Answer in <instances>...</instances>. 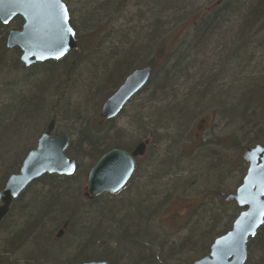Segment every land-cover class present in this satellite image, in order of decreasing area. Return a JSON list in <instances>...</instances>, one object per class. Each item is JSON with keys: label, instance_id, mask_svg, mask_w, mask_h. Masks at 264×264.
Segmentation results:
<instances>
[{"label": "trees", "instance_id": "1", "mask_svg": "<svg viewBox=\"0 0 264 264\" xmlns=\"http://www.w3.org/2000/svg\"><path fill=\"white\" fill-rule=\"evenodd\" d=\"M131 1L135 4L136 14L134 11L129 12L128 10ZM85 2V0H78L77 5H80L83 11L80 18L74 19V11L68 7L70 25L76 33V49L66 57L78 55V58H80L84 56L83 52L86 47H83V41L81 44L79 28H89L90 25H94L92 24L94 22L95 29L97 27L102 30L99 33L93 31L96 39L93 42L88 41L92 45L90 49L93 51L89 53L95 55L91 58L95 57L96 62L102 63L100 75L96 66H94V71L91 69L92 72L98 73L97 80L94 82L97 85L111 83L125 70H129L143 53L152 49L155 50L158 27L156 28L154 24L149 25L147 29L151 31L144 33L142 29L131 27L132 23L141 22L145 16L155 15L156 17L167 12H175L178 6L174 0H87ZM115 6L118 7V10H115ZM124 10H127L130 15H121V17L114 18L113 12L117 15ZM141 10H143L142 13ZM84 11L88 12L84 13ZM109 13H112L111 17ZM263 14L264 0H223L222 4H219L218 7L208 13L201 14L191 24L192 33L188 35L190 41L187 44L186 41L181 43V39H178L172 46L173 50L170 49L167 54H164L161 46L157 47L158 60L162 64L169 63L171 59L175 60V65L171 66V70L176 71L182 68L181 63L188 58L191 51L193 53L203 42L209 40L212 30L218 29L219 32L221 28L230 23H234L233 28L238 24L241 29L239 31L241 38L238 39L237 43L230 44L234 48V52L231 51V48L225 53L227 49L223 45L222 50L218 52L219 54L217 53L218 63L216 68H213L206 76L202 77L200 79L202 80L201 83L194 84L189 89L186 88L187 93L182 95L181 102L176 101L177 103L173 106L162 108L163 111L159 110L158 113H152L148 120L149 122L153 120V122L148 123L150 125H163L166 129L170 127L178 132L186 123L187 125L190 123V120L196 116V111L202 110L205 107L204 105H207L206 107L210 111L207 109L206 112H211L213 117L228 120L236 126L233 127L234 131L230 132L233 134V138L228 137V135L229 140L213 139V141L215 140L213 144L221 151H226L230 147L236 148L241 153L243 150L240 147L239 136L241 134L245 138L253 136L248 143V148L259 144L263 145L264 46L260 47L262 52L259 54L254 52L252 56H249L246 53L248 52L247 44L250 46L251 43L248 38L253 36L251 30L253 23L260 20L259 18ZM120 19L123 20L125 24L123 28L125 29H119L113 33L111 29L108 31L111 21L119 22ZM20 21L18 19V22H13L11 30L15 31L20 28ZM9 28L0 23V190L3 188L6 179L18 172L19 167L15 170L14 167L20 161L25 141L33 140L35 132L38 131V126L48 117V114L50 120L53 114L57 117L60 115L59 102H56L50 108L44 101L43 96L53 88V82L60 75L58 69L63 67L64 63L63 61H47L37 64L28 68L30 70L25 76H21V70L25 72L26 68L19 62L20 52L17 49L8 50L5 46L6 33L10 30ZM245 32L247 33L245 34ZM93 33L91 31L89 34ZM99 37H101L100 40ZM130 37L134 39L145 37L144 39L150 41V43L148 46L138 47V42H136V46L132 44L130 49H126ZM242 39L244 41H240ZM105 41H110L111 47H114L112 42H115V44H118V48H111L109 51L102 50ZM218 44H220L219 41ZM98 47H100V50H98ZM218 48L220 49V46ZM78 58L76 59L78 60ZM250 62L253 64L252 70H250L252 73L248 75L249 66L244 64H250ZM146 65L152 68V74L146 87L139 94L147 91L148 86L153 84L155 89L150 93V98H154L156 92H163L164 89L170 88L169 79L165 76L160 79L161 82H157L153 78L155 74H153V71L156 70L155 61H151ZM90 66L92 65L85 66L86 71ZM63 68L69 73L73 70L71 64ZM59 70L61 71V69ZM42 75L43 77L49 76V80H40ZM160 98H165V96ZM152 100L157 102L156 98ZM101 123L105 126L103 127ZM113 123L114 121L111 120L101 121L97 126L87 125L78 132V140L70 142L66 157L70 161L76 162L77 171L74 176L70 178L44 176L32 186H29L18 199L13 201L8 215L15 211L17 220L5 223L7 215L0 225V236L3 235L2 238L0 237V264H23V262H30L31 264H67L77 258L84 259L85 262L91 260L104 261L106 264H170L177 258L176 252H174L175 244L158 243L153 240L155 238L150 239L143 231L148 220L152 226L155 221L154 215L149 216L148 214L155 208L157 201L152 202L148 197L161 185L152 187L151 192H149L150 189L143 192L137 191L134 200L127 199L128 201L121 202V205L116 202L97 201L103 195L89 200L90 205L86 207L78 202L79 188L89 172L88 169L85 170L81 166V160L86 158L92 167L104 153L111 149L131 151V144H129L131 140L126 138L128 136L121 131L111 133L110 130L115 128ZM133 125L140 133L144 132L143 128L146 125L141 118L133 121ZM210 137L211 135L208 138ZM138 143H141V141H138L135 146ZM212 159L207 155L205 158H199L198 167L201 166L200 170H206L208 173L206 180H211V176L215 174L217 169L213 166ZM171 163L164 161L162 164L160 163L161 165H156L155 171L159 173L166 166H171ZM33 186H39L40 188L32 192L30 197L23 201L25 194ZM165 188L163 191H168L169 187ZM105 207H110L109 212L102 211ZM116 210L123 212L117 215L115 214ZM64 220H68L69 227L66 233L69 240L67 239L61 244L51 243L49 237L51 229H54ZM214 223L217 224L216 221ZM212 232L213 229L209 226L200 235H193L194 238L192 239L198 240L196 245H200L196 250V256L193 257L194 260L197 257H203L212 241L218 237L212 236ZM168 251L169 256L166 254ZM158 252L163 254L158 256ZM248 252L253 253L254 257L255 252L260 254L255 263L249 257L252 264H264V225L258 231L256 237L249 241ZM163 255L166 256L163 257ZM249 258L246 264L249 262ZM189 261L184 260L183 263L187 264Z\"/></svg>", "mask_w": 264, "mask_h": 264}, {"label": "rangeland", "instance_id": "2", "mask_svg": "<svg viewBox=\"0 0 264 264\" xmlns=\"http://www.w3.org/2000/svg\"><path fill=\"white\" fill-rule=\"evenodd\" d=\"M85 1L87 2V0ZM174 1L178 4L176 7L177 11L167 12L164 15H157L156 17L155 15L145 16L141 22L132 23L133 25L131 24V27L142 29L144 33H149L151 31L147 29L149 25L154 24L156 28L158 27L155 50L152 49L150 51L148 50L149 52L143 53L136 63L134 65L132 64L129 70H125L120 76L111 81V83H103L101 85L94 83L97 80L98 73L100 75L102 63L96 62L97 60L95 57L93 59L91 58L95 55L89 53L92 51V49H90L92 45H90L88 41H95L96 36H94L93 31L99 33L102 30L97 27L95 29L94 22L92 23L94 25H90L89 28H79L81 44L83 41V47H86L83 52L84 56L78 58V55H74L64 59L63 67L66 68L71 64L73 66L72 72H66L63 67L59 68L61 69V71L58 69L60 75L53 82V88L48 90L43 98L50 108L56 102H59L60 115L58 114L59 116H56L55 119L54 134H64L69 137L70 142H76L79 137L78 132L83 127L87 125L97 126L99 122L103 121L99 117L102 104L119 85H121L129 73L135 69L144 68L147 66V63L149 64L151 61H155L156 70L153 71V74L155 73L153 78H155L157 82H161L160 79L166 76L169 79L170 88L164 89L163 92H156L154 97L157 99L156 102V100H152L154 98H150V93L155 89L153 84H150L147 91L132 99L117 118L113 119L115 128L110 130L111 133L121 131L124 135L128 136L126 138L131 140L129 143L131 144L130 150L134 148L138 141L143 142L149 140L146 153L143 157L138 159L136 162V171L131 181H129L119 193L115 195L105 194L97 201L101 200L109 203L116 202L121 205V202L127 199L134 200L137 191L143 192L150 189L149 192H151L152 187H159L161 185V187L158 188L159 190L156 188L155 191L151 193V196L148 197L152 202L157 201L155 208L148 214L149 216L154 215L155 221L152 226L149 224L148 220L143 231L146 233V236H149L150 239L155 238L153 240L158 243L175 244L174 252H176L177 258L170 264H184V260H190L189 263L195 261L193 257L196 256V250L200 246L199 244L196 245L198 240L192 239L194 238L193 235H200L206 227L210 226L211 229H213L211 233L212 236H221L230 230L233 221L241 211L234 203H229L225 199L228 194L234 193L236 188L241 184L246 173L247 164L243 162L242 155L246 148H248V143L253 136L251 135L247 138L243 137L242 134L239 136L241 141L240 147L243 148L241 153L236 148L230 147L226 151H221L213 144V142H215L213 139L229 140L228 137L233 138V134L230 132L234 131L233 127L236 126L232 125L228 120L213 117L211 112H206L205 110L207 109L210 111V109L206 107L207 105H204L205 107H203L202 110L196 111V116L190 120L188 125L186 123L178 132L172 130L170 127L166 129L163 125L158 126L149 124L151 121L153 122V120L150 122L148 120L152 113H158L159 110L163 111L165 107L173 106L175 103L181 102L182 95L187 93L186 88L189 89L194 84L198 85L201 83L202 80L200 79L202 77L206 76L213 68H216L218 63L217 53L222 50L223 45H225V49H227L225 53H227L228 49L230 50L232 48L230 44L237 43L238 39L241 38L239 36V31L241 29L238 27V24H236L237 26L234 28V23L226 24L227 27L221 28L219 32L218 29L215 31L212 30L209 40L203 42L198 49L195 50L197 52L193 51L192 53L191 51L188 58L181 63L182 68L172 71L171 66L175 65V60L173 61V59H171L169 63L162 64L156 55L158 50L157 47L161 46L164 50V54H167V51L172 49V46L178 39H181V43L182 41H186L187 44V42L190 41L188 35L192 33V29L190 28L191 24H193L201 14L208 13L223 2V0ZM64 2L74 11V19L82 16L81 14H83V11L81 10V6L77 5L78 0H64ZM128 8L129 12H135V4L133 1H131ZM115 10H118L117 6H115ZM86 12L88 11H84V13ZM140 12L142 13L143 10ZM109 15L111 17L112 13H109ZM121 15L127 16L130 14H128L127 10L117 15L113 12L114 18L121 17ZM259 19L260 20L256 23H253L251 29L253 36L251 35L252 37L248 38V40H251L250 46L247 44L248 52L246 53H248L249 56H252L254 52L255 54L261 53L262 49L260 47L264 46V14ZM124 25L121 19L119 22L111 21L108 31L111 29L113 33L119 29H125L123 28ZM12 26L13 24H11L9 29H12ZM91 31L93 34H89ZM246 33L247 32H245V34ZM100 38L101 37H99V40ZM144 38L145 37L134 39L130 37L129 45L126 49H130L132 44L136 46V42H138V47H142L143 45L148 46L150 41ZM245 39H247V37H245ZM218 41L220 44L217 45ZM240 41L244 40L242 39ZM112 43L114 47H111L112 44L110 41H105L103 43L105 46L101 49L109 51L111 48H118V44H115V42ZM93 46H95V44H93ZM218 46H220V49ZM98 48V50H100V47ZM232 50L234 52V48H232L231 51ZM76 58H78V60ZM88 64L92 66H90L89 69L87 68L86 71L85 66ZM244 65L249 66L248 75H250L252 73L250 70H252L253 64L250 62V64L245 63ZM94 66H96L98 73L92 72L91 69L94 71ZM28 70L30 69H25V72L21 70L22 72L20 75L25 76ZM49 78V76L43 77L42 75L40 80L47 81ZM162 96H165V98H160ZM49 116L48 114V117L40 123L37 128L38 131L34 134L35 137L32 138L33 140L25 141L24 151L20 161L14 167V170L21 165L26 153L35 148L38 138L45 131L50 120ZM140 118L146 125L143 128L144 132L141 133L136 129V126L134 127L133 125V121ZM155 120L157 121V119ZM102 126L104 127L105 125L102 124ZM210 135L212 138H208ZM206 155L213 158L211 161L213 162V166L217 168L215 174L211 176V180H206L208 177L206 175L208 173L206 170L201 171V166L198 167L200 162L199 158H205ZM164 161L173 163H171V166H166L161 172L157 173L155 171L156 165L158 166V164H162ZM80 164L85 170L91 168L90 162L86 158L81 160ZM86 179L87 176L79 188L78 196V202L80 205H83V207L90 205V201L84 197ZM167 186L169 189L164 192L163 190L166 189L165 187ZM39 188V186L31 187L22 200H27L32 192L39 190ZM168 194L171 198H168ZM108 209H110V207H105L102 211L107 213L109 212ZM120 211L121 210H116L115 214H122L123 211ZM16 220L17 213L12 211L5 220V223L7 221L15 222ZM215 221L217 224L214 223ZM66 231L57 242H54L52 239L54 244H61L68 239ZM0 237L2 238L3 235ZM168 253L169 251L166 253L167 256H169ZM157 254L161 256L163 253L158 252ZM165 256L166 255H163V257ZM259 256L260 254L258 252H255V257L253 253L248 252V258L251 257L254 263ZM198 258L199 257H197V259ZM251 259L249 258L247 264H252ZM80 262L85 261L84 259L77 258L67 264H79ZM23 264L31 263L23 262Z\"/></svg>", "mask_w": 264, "mask_h": 264}, {"label": "water", "instance_id": "3", "mask_svg": "<svg viewBox=\"0 0 264 264\" xmlns=\"http://www.w3.org/2000/svg\"><path fill=\"white\" fill-rule=\"evenodd\" d=\"M61 3L68 13L63 0ZM15 18H20L23 24L19 31L8 34L6 48L20 51L19 61L25 68L60 60L76 49L69 13L65 24L55 8L29 0H0V23L7 26ZM151 71L149 66L132 71L102 104L99 117L105 121L115 119L130 99L148 83ZM55 119L53 114L35 148L26 154L18 172L10 175L0 190V224L9 214L13 201L33 182L43 176L70 178L75 174L76 162L66 157L70 139L64 134L54 135ZM147 145L148 141H144L131 152L112 149L103 154L87 174L84 197L93 199L121 191L134 172V159L144 156ZM242 160L247 164L246 173L234 193L226 197L227 202L234 203L241 211L230 230L214 239L208 254L190 264H246L248 242L264 225V144L246 149Z\"/></svg>", "mask_w": 264, "mask_h": 264}, {"label": "bare ground", "instance_id": "4", "mask_svg": "<svg viewBox=\"0 0 264 264\" xmlns=\"http://www.w3.org/2000/svg\"><path fill=\"white\" fill-rule=\"evenodd\" d=\"M63 2H64V0H63ZM64 4L66 5V7H68L67 6V3L66 2H64ZM2 25V24H1ZM7 27V26H6ZM10 32H13V30H8V32L6 33V39H5V46H6V40H7V37H8V34L10 33ZM76 38V37H75ZM13 49H17V48H12V49H8V50H13ZM18 50V49H17ZM19 51V50H18ZM20 52V51H19ZM20 55H21V53H20ZM73 56V55H72ZM71 57V56H70ZM19 58H20V56H19ZM68 58V57H67ZM66 59V58H65ZM59 61H64V58H61L60 60H57V61H55V62H59ZM20 62V61H19ZM21 64V63H20ZM22 65V64H21ZM23 66V65H22ZM24 67V66H23ZM25 68V67H24ZM30 68V67H29ZM26 69H28V68H26ZM140 69V68H139ZM136 70V69H135ZM134 71V70H133ZM132 72V71H131ZM130 72V73H131ZM129 73V74H130ZM124 81V80H123ZM123 83V82H122ZM121 83V84H122ZM147 85V84H146ZM146 85L141 89V90H139L131 99H130V101L132 100V99H134L142 90H144V88L146 87ZM129 101V102H130ZM128 102V103H129ZM127 103V104H128ZM39 139V138H38ZM37 143V142H36ZM260 145V144H259ZM36 146V145H35ZM33 150V149H32ZM31 151V150H30ZM28 153V152H27ZM26 153V154H27ZM23 161V160H22ZM22 163V162H21ZM20 167V166H19ZM76 171H77V167H76ZM76 173V172H75ZM75 175V174H74ZM73 175V176H74ZM44 177V176H43ZM39 180V179H38ZM37 181H35V182H33L30 186H32L34 183H36ZM117 194V193H116ZM107 195H115V194H107ZM15 201V200H14ZM12 205H13V203L11 204V206H10V209H11V207H12ZM10 209H9V211H10ZM68 220L66 221V220H64V221H62L59 225H57L54 229L52 228L51 229V231H50V239H51V243H53L54 244V242H57L60 238H61V236L63 235V233L68 229ZM52 239H53V241H52ZM208 251H209V249H208ZM208 251H207V253L204 255V256H206L207 254H208ZM203 256V257H204ZM199 259H201V258H199ZM199 259H197V260H199ZM197 260H195V261H197ZM194 261V262H195ZM97 262V261H96Z\"/></svg>", "mask_w": 264, "mask_h": 264}, {"label": "snow or ice", "instance_id": "5", "mask_svg": "<svg viewBox=\"0 0 264 264\" xmlns=\"http://www.w3.org/2000/svg\"><path fill=\"white\" fill-rule=\"evenodd\" d=\"M29 2L34 3V4H40V5L49 7V8L57 9L61 16V19L63 20L65 24H67L68 13H67L65 6L61 3V0H29ZM67 31L70 33L71 29L68 28Z\"/></svg>", "mask_w": 264, "mask_h": 264}, {"label": "flooded vegetation", "instance_id": "6", "mask_svg": "<svg viewBox=\"0 0 264 264\" xmlns=\"http://www.w3.org/2000/svg\"><path fill=\"white\" fill-rule=\"evenodd\" d=\"M68 12H70L69 9H68ZM69 17H70V13H69ZM18 19H20V18H15V19H14V20L8 25V27H10L11 24H12L13 22H15V23L18 22ZM20 20H21V19H20ZM20 23H21L20 28H17L15 31H19V30L21 29L22 24H23L22 20L20 21ZM12 27H13V26H12ZM68 55H69V54H68ZM65 57H66V56H65ZM109 151H110V150H109ZM138 159H140V158H136V159H134V162H135V168H134V172H133V174H134L135 171H136V170H135V169H136V162L138 161ZM133 174H132V176H133ZM132 176H131V178H132ZM131 178H130V180H131ZM130 180H129V181H130ZM129 181H128V183H129ZM128 183H127V184H128ZM127 184H126V185H127ZM126 185H125V186H126ZM2 222H3V221H2ZM0 225H1V224H0Z\"/></svg>", "mask_w": 264, "mask_h": 264}]
</instances>
